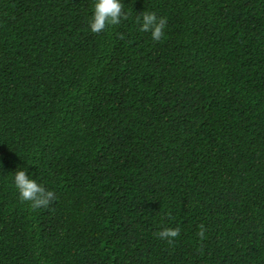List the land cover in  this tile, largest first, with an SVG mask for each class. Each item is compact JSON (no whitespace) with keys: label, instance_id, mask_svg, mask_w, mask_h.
Masks as SVG:
<instances>
[{"label":"trees","instance_id":"obj_1","mask_svg":"<svg viewBox=\"0 0 264 264\" xmlns=\"http://www.w3.org/2000/svg\"><path fill=\"white\" fill-rule=\"evenodd\" d=\"M121 3L0 0V264H264V0Z\"/></svg>","mask_w":264,"mask_h":264},{"label":"clouds","instance_id":"obj_2","mask_svg":"<svg viewBox=\"0 0 264 264\" xmlns=\"http://www.w3.org/2000/svg\"><path fill=\"white\" fill-rule=\"evenodd\" d=\"M124 5L121 0H94L93 15L89 21V28L93 34H100L110 26L118 25L121 19L127 20V15L123 11ZM140 24V31L150 33L154 42H159L164 36V29L167 19L158 18L155 12L144 11L136 20ZM123 38V37H121ZM13 186L18 192V199L21 203H28L32 211L41 208H48L56 199L53 191L47 190L34 179H29L27 169H18L13 174ZM205 226L199 225L197 236L203 240L205 238ZM180 234V228H166L156 235L160 240L172 244L174 239Z\"/></svg>","mask_w":264,"mask_h":264}]
</instances>
